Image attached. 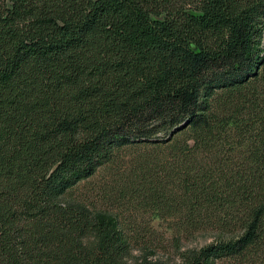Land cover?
I'll use <instances>...</instances> for the list:
<instances>
[{
	"label": "trees",
	"instance_id": "trees-1",
	"mask_svg": "<svg viewBox=\"0 0 264 264\" xmlns=\"http://www.w3.org/2000/svg\"><path fill=\"white\" fill-rule=\"evenodd\" d=\"M262 36L264 0H0V264L264 262ZM128 147L172 258L69 193Z\"/></svg>",
	"mask_w": 264,
	"mask_h": 264
},
{
	"label": "rangeland",
	"instance_id": "rangeland-1",
	"mask_svg": "<svg viewBox=\"0 0 264 264\" xmlns=\"http://www.w3.org/2000/svg\"><path fill=\"white\" fill-rule=\"evenodd\" d=\"M261 41L264 42V36L261 37ZM136 151L135 148L131 147L121 149L114 163L109 162L98 167L91 175L79 180L70 189L69 193L72 197L82 199L92 207L113 212L122 223L129 225V228L137 230L140 240L151 239L156 254L172 258L175 256V250L169 239L168 228L171 220L154 216V213L147 206L138 205L135 199L121 197L117 191L119 177L127 172L131 166L132 160L136 156ZM194 237L187 236L184 243L193 245L202 241L199 236ZM141 242L143 241L135 243L132 253H137L136 247L141 246ZM214 264L238 263L216 259ZM240 264H264V262L255 260L254 262L244 261Z\"/></svg>",
	"mask_w": 264,
	"mask_h": 264
}]
</instances>
